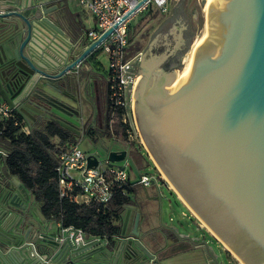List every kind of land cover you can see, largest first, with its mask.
Instances as JSON below:
<instances>
[{"label":"water","instance_id":"1","mask_svg":"<svg viewBox=\"0 0 264 264\" xmlns=\"http://www.w3.org/2000/svg\"><path fill=\"white\" fill-rule=\"evenodd\" d=\"M53 1L0 0V97L10 106L22 103L28 116L25 107L48 116L50 105L79 126L85 112L78 99L86 90L79 64L98 53L112 27L93 40L74 38L57 23L64 11ZM208 1L200 0L203 10ZM186 26L180 11L143 52L134 119L153 160L197 217L244 264H264V0H213L203 35L189 56L192 45L185 52L176 80L168 60L183 45ZM99 146L109 163L124 167L126 148ZM86 160L92 166L97 157L89 153ZM13 181L27 198L26 187ZM8 196L0 193V208L7 204L0 215V264H39L42 258L53 264H161L143 241L150 235L140 228L142 215L132 202L123 205L111 242L96 234L75 241L40 223L36 251L30 227L12 221L15 194Z\"/></svg>","mask_w":264,"mask_h":264},{"label":"built area","instance_id":"2","mask_svg":"<svg viewBox=\"0 0 264 264\" xmlns=\"http://www.w3.org/2000/svg\"><path fill=\"white\" fill-rule=\"evenodd\" d=\"M91 12L95 19V26L86 31L90 40L97 38L103 31L112 27V30L97 47L105 50L109 58L107 70L108 99L111 104V115L117 107L122 108L121 119L129 124L127 132H135L132 119L133 89L138 80L139 71L136 62L141 59V51L127 56L128 22L133 15L154 4L161 8L166 7L167 0H79ZM140 4L136 6V4ZM134 8V9H133ZM12 107L3 99L0 100V120L12 115ZM25 133L29 132L27 123L14 120ZM114 138L119 139L113 135ZM122 138H120L121 140ZM87 153L78 142L69 141L57 153L55 170L59 186V194L77 203L106 204L113 196L114 190L123 187L130 179L132 183L143 186L150 185L160 178V172L138 173L131 179V168L128 160L123 161L124 167L117 163H109L105 157H97L95 165L87 166ZM58 227L67 232L75 241H83L86 232L80 227L63 226L57 219ZM100 236V235H99ZM106 238L105 236H103ZM107 239V238H106ZM39 264H53L50 258H42Z\"/></svg>","mask_w":264,"mask_h":264},{"label":"trees","instance_id":"3","mask_svg":"<svg viewBox=\"0 0 264 264\" xmlns=\"http://www.w3.org/2000/svg\"><path fill=\"white\" fill-rule=\"evenodd\" d=\"M184 0H181L183 3ZM151 10V5L144 13ZM143 15V14H142ZM155 14H152L154 16ZM132 26L128 24V45L133 41L132 53L127 50V56L140 49L138 40H134L130 33ZM193 32H191L192 34ZM101 48H98L100 52ZM108 93V82L106 81ZM2 98L0 97V100ZM122 108L117 107L111 115L109 99L105 103L103 116L100 118V126L92 127L88 133L92 140L94 135L101 131L107 136L127 139V127L121 119ZM22 120L23 115L16 109H12V115L0 120V141L7 145L6 166L11 174L32 193L40 203L41 212L47 217L59 219L63 226L82 228L86 234L105 236L109 242L119 232V218L123 205L131 202L132 180H128L121 188L114 190L113 196L106 204L90 202L77 203L62 197L59 194V186L56 177L57 153L67 142L72 141L69 131L61 125L50 122L40 128H33L25 133L14 120Z\"/></svg>","mask_w":264,"mask_h":264},{"label":"rangeland","instance_id":"4","mask_svg":"<svg viewBox=\"0 0 264 264\" xmlns=\"http://www.w3.org/2000/svg\"><path fill=\"white\" fill-rule=\"evenodd\" d=\"M213 0L205 6L204 10L202 8V4L200 0H184L183 5L180 3V0H167V5L164 8L156 6L154 4L151 5V10L147 13L144 11H139L132 18V30L131 34L134 40H138L140 49L138 51L143 52L149 47L150 43L154 40L156 34L165 28L167 25L173 23L176 17L179 15L180 11H182L184 19L186 21V28L184 29V43L183 45L169 58L172 60L175 55H179V59L176 60V64L174 65L177 68V77L180 78L183 68H184V55L185 52L193 47V45L197 42L193 43L196 34L199 33V37H201L207 21V14H208V6L211 4ZM145 10V9H144ZM87 10L83 12L82 15L85 17L87 15ZM143 14V15H142ZM152 14H155L152 16ZM191 32H193L191 34ZM199 42V41H198ZM133 43L134 41L127 46V50L132 53L133 51ZM193 43V44H192ZM189 50L188 56L191 53V49ZM141 54V56H142ZM99 58L101 59L105 70H108L109 67V58L108 54L105 50L101 49L99 53ZM141 61V59H140ZM139 61V66H140ZM139 66L138 71H139ZM140 77V73L138 79ZM102 78H100L101 80ZM134 98V97H133ZM89 108L85 109V113L87 114ZM132 116L134 119L133 111ZM134 121L135 132L131 131L128 134V138L126 142L130 143V147H132L135 151L141 153V159L139 157L136 158L137 162H135L138 173H155L156 169L160 172V178H156V181L153 185L143 186L141 184H133V188L131 192L135 195L136 198L139 197V194H145V191L148 193L153 194H160L161 202H162V213L164 220L168 221L171 225L178 226L181 233H194L204 235L205 238L209 241V245L212 248V251L218 255V261L220 264H244V262L233 252H227L226 249L222 246L221 240L219 242L211 235L210 232L213 233L209 226H206L205 222L203 224L208 228L206 230L204 227L198 228L197 222L194 217L188 214V209L185 208L178 198L176 197L175 193L170 190V187L173 185L169 182L168 178L164 174V172L160 169L158 164H156L155 160H153L150 152L148 151L144 140L142 139L140 132L138 130V126ZM99 139L100 140H92L87 136H75L72 138L73 141L78 142L79 146L85 150L87 153H96L98 157L103 158L105 156V152L99 146V143H103L106 146H109L111 149H121L126 148L125 140L116 139L113 136H107L106 134H102L99 131ZM137 145V146H132ZM144 148V149H143ZM148 156V157H147ZM156 164V169L155 165ZM185 210V214H181V210ZM219 238V237H218ZM220 239V238H219ZM225 243V242H224ZM225 245H227L225 243ZM228 246V245H227ZM230 254V255H229ZM233 254V257H232Z\"/></svg>","mask_w":264,"mask_h":264},{"label":"flooded vegetation","instance_id":"5","mask_svg":"<svg viewBox=\"0 0 264 264\" xmlns=\"http://www.w3.org/2000/svg\"><path fill=\"white\" fill-rule=\"evenodd\" d=\"M180 3H181V0H180ZM181 4L183 5V3ZM63 14H64V19H67L68 14L65 11ZM79 35H73V37L74 38L80 37ZM86 36H87L86 32H84V34H81L80 38L87 39L88 37ZM89 57L93 63H97L99 54L92 53L89 55ZM178 57H179L178 54L175 55V57L172 60H168V64L175 65L176 60L179 59ZM139 61L140 60H138L135 63L136 66H139ZM79 72H80L81 77L83 74L85 75L84 70L79 69ZM101 72H102V75L100 77L102 78L101 80L100 78L94 79L91 76H89L87 80L85 79L86 90H85L84 95L81 96L80 99H78L79 100L78 105H79V109L81 108L83 112H85L86 108H89L88 109L89 112L87 114L85 113V115L83 114L82 118L76 115H73L76 118H81L79 126L71 124L65 118L61 117L54 111H51L52 106L50 105H46V112L48 116H45L44 114L36 113L32 111L31 109L25 107L30 112L28 116L25 113L26 110L23 109L24 106L22 103H18L11 107L13 109L18 110L23 115V119L26 123L29 124L30 130H32L33 128L43 127L44 125L50 122H55L61 125L62 127H64L66 130H68L72 137H75L76 135L74 134V132H72V130L62 125V123H64L66 125H72L73 127H70V128H72L73 130H80L79 136H87L88 138L92 139L89 136L88 130L92 129V127L100 126L99 120L101 116H103L105 103L107 102V99L109 98L108 93H106L107 72L104 70H101ZM105 76H106V80L104 78ZM133 107H134V98L132 100V111H133ZM31 113L33 115H31ZM132 119H133V116H132ZM94 138L95 140L99 139V132L94 135ZM123 140H125L124 142L126 143L125 145L128 151V161L130 163V168L131 170L132 169L134 170V168L136 167L135 162H137V160L135 159L136 158L139 159V157L141 159V153L138 151H135L132 147H130L129 146L130 143L126 142L127 139H123ZM132 146H137V145H132ZM7 149H8L7 145L0 141V158H2V162L0 164V193L3 196L4 200L7 198L9 194L8 192L9 190L11 191V193L8 196V200H10L12 194H15V197L12 199L13 202L16 204V206H13L14 217L12 221L15 224L17 223L19 225V222H22L23 220L22 224H24V226H26L27 228L30 227V230L33 232V233L31 232L33 234L32 241L35 246V250L37 251L39 250L37 243H36L37 233H35V231L37 230V227L40 226V223H44L45 226L48 225L50 229L56 228L57 219L53 217L45 216L40 210L39 201L34 198L32 193L26 188L28 192V197L26 198L22 190L14 183L13 180L15 178L19 181V183L21 182L15 175L10 173V171L8 170L6 166L5 160L8 154ZM154 165L156 169L157 166L156 164ZM154 183L155 182H152L151 184H154ZM129 195H131V201L149 200L151 202L152 201L154 202V205H152V208L150 207L149 210H143V209L139 210L142 215V218L140 219V223H144V222L146 223L145 224L146 231L150 235V239L153 243V246L150 249L156 254V256L159 259L166 256L169 253L168 252L169 250L175 251L178 249H183L185 246H187V241L185 240L186 237L182 235L178 226H174V225L159 226V224L155 223V219L161 218L163 215L160 194L151 193V194L145 195V194L140 193L138 198H136L135 195L130 192H129ZM6 205L7 204H3L1 206L0 215L4 212ZM204 228L208 230V228L205 225H204ZM208 232L211 233V235L215 237V239L220 240L214 233L210 232L209 230ZM169 239H173L171 244H169ZM220 244H222V246L225 245L222 241ZM225 247L228 253L233 252L226 245ZM233 254L235 253L233 252ZM233 254H232V257H233Z\"/></svg>","mask_w":264,"mask_h":264},{"label":"crops","instance_id":"6","mask_svg":"<svg viewBox=\"0 0 264 264\" xmlns=\"http://www.w3.org/2000/svg\"><path fill=\"white\" fill-rule=\"evenodd\" d=\"M47 1V5L52 4L54 1L53 0H45ZM178 1V0H177ZM59 3L63 7V11H65L68 14L67 19H57V23L71 36L73 35H79L81 37V34H84L87 30L90 28H93L95 26V19L91 12L87 10L80 2L79 0H59ZM87 10V15L85 17L82 15V10L83 12ZM132 18L129 20L128 24L131 25ZM87 37V36H86ZM88 41L90 40L87 38ZM95 53V54H99ZM90 55V54H89ZM89 55L87 56L86 59H84L80 64H79V69L85 71V75H82L83 79H88L89 76L93 77L94 79H99L102 75L101 70H105V67L101 61V59L98 57V62L93 63L90 60ZM89 57V58H88ZM104 74V73H103ZM106 80V76L104 77ZM29 129L30 126L27 123ZM100 140V139H98ZM137 167L134 168V170H131L130 177L131 179L134 177V175H137ZM133 180V179H132ZM133 184L137 183H132ZM139 185V184H137ZM153 185V184H151ZM170 190L175 193L176 197L178 198V201L188 209V214L191 215L192 217L195 218L197 222L198 228L204 227L203 222L197 217L195 212L190 208V206L184 201V199L180 196V194L174 190L173 187H170ZM130 193H132L130 191ZM133 194V193H132ZM150 194L147 191H145V195ZM132 203L137 205V209H143V210H149L150 207L152 208V205H154V202L149 201V200H139V201H131ZM127 210L126 207L122 208L121 213L125 214V211ZM185 210H181V214L184 215ZM155 223L159 224V226H170L171 224L164 220L163 215L161 218L155 219ZM146 223H140V228L143 230H146ZM56 226L58 227L57 223ZM188 235L186 237L187 241V246H185L183 249H178L175 251L169 250L168 254L164 257L161 258L160 263L161 264H216L214 258H213V253L210 248V243L209 241L205 238L204 235L200 234H194L191 232L187 233ZM217 240V239H216ZM143 241L146 243V245L149 248H152L153 243L147 235L144 236ZM173 239H169V244H171ZM219 242V240H217ZM224 248L225 245L223 246Z\"/></svg>","mask_w":264,"mask_h":264},{"label":"bare ground","instance_id":"7","mask_svg":"<svg viewBox=\"0 0 264 264\" xmlns=\"http://www.w3.org/2000/svg\"><path fill=\"white\" fill-rule=\"evenodd\" d=\"M210 1H211V0H209L207 4H209ZM207 4H206V6H207ZM203 32H204V31H203ZM202 35H203V33H202ZM202 35H201V36H202ZM200 38H201V37H199V39L197 38V42H196V43L193 45V47L191 48V49H192V50H191V53L193 52V50H194V48L196 47V45H197L198 41L200 40ZM191 53H190V54H191ZM181 74H182V73H181ZM179 76L181 77V75H179ZM178 79H179V77L176 78V80H178Z\"/></svg>","mask_w":264,"mask_h":264}]
</instances>
